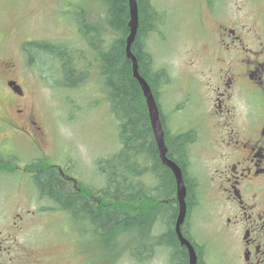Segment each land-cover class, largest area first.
Returning a JSON list of instances; mask_svg holds the SVG:
<instances>
[{
  "label": "flooded vegetation",
  "instance_id": "obj_1",
  "mask_svg": "<svg viewBox=\"0 0 264 264\" xmlns=\"http://www.w3.org/2000/svg\"><path fill=\"white\" fill-rule=\"evenodd\" d=\"M187 3L192 11L184 16L180 32L178 26L174 44L184 58L176 63L181 70L170 78L175 94L171 116L180 121L171 129L164 124L167 156L181 168L186 186L181 233L196 250V264H236L228 247L237 249L240 264H264V0ZM159 11L157 32L164 40L169 10ZM14 31V25L0 20V48L8 45ZM25 44L0 50V149L13 152L19 147L26 157L4 158L0 151V176L15 179L20 190L15 230L0 232V264H37L46 259L63 264L64 255L55 248L47 254L32 251L20 247L18 240V232L28 223L54 224L64 232L55 219L68 215L65 206L38 190L35 182L37 176L51 172L64 186L69 178L66 169L51 161V142L34 106L35 80L50 77L40 72L56 53L42 42L29 49ZM60 53L56 56L63 66L65 54ZM156 83L159 93L169 82ZM151 145L147 153L142 144L140 156L143 261L147 264L161 252L165 264H190L189 248L177 230V180L163 163L156 140ZM82 190H72L77 200L85 198L94 205ZM80 211L82 215V206ZM80 219L91 225L85 217ZM206 226L213 238L202 242ZM212 246L216 249L209 253Z\"/></svg>",
  "mask_w": 264,
  "mask_h": 264
},
{
  "label": "rangeland",
  "instance_id": "obj_2",
  "mask_svg": "<svg viewBox=\"0 0 264 264\" xmlns=\"http://www.w3.org/2000/svg\"><path fill=\"white\" fill-rule=\"evenodd\" d=\"M152 2L156 9L169 10V15L164 30L165 39L161 40L157 31L151 32L147 39V47L154 58V69L165 70L168 78H171L181 70L176 63H181L184 58L183 53L178 55L174 49L175 37L178 34L176 31L178 26H180L179 32L184 28L186 20L184 16L192 9L189 8L187 0H152ZM102 3V0H0L1 22L6 26L14 25L15 29L8 40V45L1 47L0 50L17 49L28 41L42 42L49 44V51H52L51 48L54 46L53 53L57 56L61 54L60 52L68 54L65 56L68 59L65 60L73 69L81 71L79 80L66 74L56 55L48 63H43L46 71L40 74L46 77L49 73L50 77L40 81L35 80L34 106L51 142V150H53L51 161L61 165L66 169L67 174L73 177L67 179L70 190L77 191L80 189V184L84 183L91 187L92 193L98 192L106 184L100 161H106L105 167L110 172H114L115 166L117 169L121 168L109 162L110 158L121 149L118 122L111 114L100 70L98 67L95 68L98 55L97 49L95 51L93 46L111 42L113 39L106 22V7ZM175 6H179L177 14H175ZM38 62L41 64L40 60ZM166 86L165 89L160 88L156 98L161 106L162 123L164 119L163 124H167L168 129H171L180 119L171 116L175 95L173 83L169 82ZM1 153L4 158L16 154L21 159H26L23 151L15 146L13 152L3 148ZM138 171H140L139 161L137 164L130 163L128 176ZM134 183L138 182L134 181ZM17 186L15 179L0 176V232L3 231L4 235L15 230V217L19 212L16 207L19 201L16 198H20V190ZM140 188L139 183L136 189L140 190ZM33 190L36 194V189ZM203 201L205 202V199ZM56 217L55 224L61 226L64 232L57 230L58 227L54 224L50 227L47 223L25 224L24 230L18 232L20 247L43 251L46 254L52 253L53 247L57 254L64 255L63 264H146L130 253L133 242H128L126 234L121 239L123 252L116 257L120 251L119 247L112 241L102 242L88 222L80 218L74 219L67 214L62 219ZM53 229L55 232L52 231ZM44 232H48L47 236ZM212 238L213 233L209 227L203 228L202 242L210 241ZM214 247L209 248V253L214 251ZM227 250L229 257H233L234 263L240 264L235 258L237 249L228 247ZM141 254L142 249L137 253L138 258ZM37 264L55 263L46 259L42 262L38 261ZM147 264H165V256L158 252L155 257L148 259Z\"/></svg>",
  "mask_w": 264,
  "mask_h": 264
},
{
  "label": "trees",
  "instance_id": "obj_3",
  "mask_svg": "<svg viewBox=\"0 0 264 264\" xmlns=\"http://www.w3.org/2000/svg\"><path fill=\"white\" fill-rule=\"evenodd\" d=\"M102 2L106 7V22L113 39L111 42L93 46L95 51L97 49V62H99L98 66L97 64L95 66L100 70L111 114L118 122L117 130L121 149L110 158L109 162L121 168L117 169L115 166L114 172H110L105 167L106 161H100V168L106 177V184L96 193H92V190H85L91 188L88 185L80 184L79 188L83 189L82 193L85 194V197H91L93 201L96 200L94 205L85 198L80 203L73 191L70 190L68 182L64 186V183L52 172L37 176L35 182L38 190L49 195L60 205L63 204L72 218L85 217L89 220L102 242L112 241L117 245L120 251L116 257L123 252L124 246L121 248V239L127 235L128 242H133L130 246V253L139 261L144 262L143 254L140 258L137 256L143 245L140 229V222L142 221L140 190L136 189L137 184L139 186L140 183V172H134L128 176V169L130 163L137 164L139 161L140 164L142 144L146 143L148 153L151 150V144L155 142V138L146 100L138 80L133 75L132 62L126 53V39L130 33L129 0H102ZM137 3L139 25L135 40L132 43V51L138 59L141 75L150 84L155 96H158L156 81H167L168 79L165 80L164 77L168 76L165 70L157 71L154 69V58L147 47V39L151 32L158 30V23L162 14L156 9L152 0H137ZM30 44L38 45L41 43L28 42L24 48L29 49ZM45 45V48L50 49L49 44ZM51 50L53 53L54 46ZM67 55L65 54V56ZM66 58L68 59V57ZM63 70L66 74L79 80L81 71L73 69L66 60H63ZM134 181L138 183L135 184ZM80 206L83 207L82 215Z\"/></svg>",
  "mask_w": 264,
  "mask_h": 264
},
{
  "label": "water",
  "instance_id": "obj_4",
  "mask_svg": "<svg viewBox=\"0 0 264 264\" xmlns=\"http://www.w3.org/2000/svg\"><path fill=\"white\" fill-rule=\"evenodd\" d=\"M129 7H130V20H129L130 33L126 40L127 57L132 60L133 75L138 80L142 88L144 97L146 99L150 123L153 129V133H154L157 145L159 147L161 159L163 163L166 164L175 174V177L177 180V188H178L177 193H178V200H179V216H178V221H177V230H178L179 237L182 243L186 244L189 248L190 264H196L197 258H198L196 250L194 246L187 239L183 237L181 233V228H180L181 224L185 220L186 213H187V204L185 201L186 186H185V181L183 178L182 170L178 166L177 163H175L173 160H171L167 156V145L165 143V132L163 129L161 113H160L159 107L157 105L156 99L153 95V92L151 90L149 83L145 80V78L139 72L138 61L132 51V43L135 40L137 30H138V25H139V13H138L137 0H129Z\"/></svg>",
  "mask_w": 264,
  "mask_h": 264
}]
</instances>
